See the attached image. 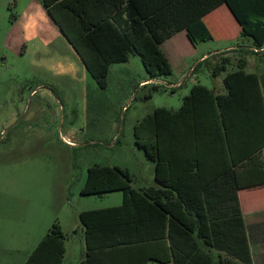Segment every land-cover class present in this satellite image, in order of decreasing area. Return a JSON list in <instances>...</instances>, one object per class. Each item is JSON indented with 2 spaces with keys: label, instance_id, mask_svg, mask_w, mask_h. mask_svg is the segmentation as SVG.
<instances>
[{
  "label": "trees",
  "instance_id": "trees-1",
  "mask_svg": "<svg viewBox=\"0 0 264 264\" xmlns=\"http://www.w3.org/2000/svg\"><path fill=\"white\" fill-rule=\"evenodd\" d=\"M42 3L102 89L111 66L132 55L140 57L148 81L170 77L162 43L222 4L240 24L241 37L251 38L254 50L264 49V0ZM238 48L236 69L224 78L227 94L195 85L179 110L156 108L135 125V143L154 162L158 186L135 188L129 169L120 166L89 168L82 195L121 191L123 199L80 213L82 264H252L237 181L264 176L259 150L250 147L264 135V98L258 75L246 71L251 50ZM231 63L208 57L194 70L207 64L217 78ZM159 88L152 84L151 90ZM65 241L54 222L24 264H64Z\"/></svg>",
  "mask_w": 264,
  "mask_h": 264
},
{
  "label": "rangeland",
  "instance_id": "rangeland-1",
  "mask_svg": "<svg viewBox=\"0 0 264 264\" xmlns=\"http://www.w3.org/2000/svg\"><path fill=\"white\" fill-rule=\"evenodd\" d=\"M251 41L240 43L253 48ZM233 45L210 43L201 51ZM77 55L42 0H0V264H24L54 222L66 232L64 264H80L85 242L74 232L80 211L123 199L121 191L82 195L89 168L120 166L129 169L135 188L153 183L154 165L135 143V125L156 108L180 107L185 87L168 85L182 73L212 85L208 65L193 73L190 60L173 76L155 80L159 90L139 86L148 75L136 55L111 66L107 89L81 65L77 79L57 75V65ZM223 57L232 60L228 70L236 69L239 48L213 59ZM247 60L248 71L264 74V52L251 50Z\"/></svg>",
  "mask_w": 264,
  "mask_h": 264
},
{
  "label": "crops",
  "instance_id": "crops-1",
  "mask_svg": "<svg viewBox=\"0 0 264 264\" xmlns=\"http://www.w3.org/2000/svg\"><path fill=\"white\" fill-rule=\"evenodd\" d=\"M241 32L242 28L230 11L229 7L226 4L220 5L209 14L198 20L196 23L192 24L190 27L174 34L172 37L162 43L161 50L168 58L172 67L173 74L171 76L174 75L175 68L186 67L190 60H193L195 64L191 68V71L193 72L197 65L199 63H202L206 58L235 50L236 48H238L240 42L242 40H245V37H241ZM224 41L236 42V45L229 46L227 48L223 47L220 49H214L209 53L201 51L202 46L210 43L211 45L218 46V44ZM247 48L250 50H254L250 45ZM254 51L257 53V50ZM260 51L264 52V49ZM79 65L85 68L81 58L79 57V55H77V60L75 62H69L66 63V65L64 63L58 64L57 75L70 76L73 79H77L80 72ZM248 66L249 62L247 64V67ZM247 67L246 71L248 73H254L258 75L262 95L264 98V74L255 71V69H253L254 71H248ZM233 71H235V69H233L232 71L228 70L226 74H220L217 78L212 77L211 87L207 85L204 86L214 90L217 94H227V89L224 85V78L228 73H231ZM151 82L152 81H148V79H144L139 83V86L143 85V87H147L148 85H152L149 84ZM188 82H191L192 85L186 87V84ZM170 84L177 86L176 88L172 89L173 91L185 87V91L182 94V102L180 107L178 109L168 108L175 111L179 110L182 107L183 99L190 94L192 87L201 83L198 81V77L195 74L193 75L182 73L180 75V78L177 79L176 82H170ZM261 122L264 125L263 117H261ZM250 147L257 148L259 150L258 153L260 154V158L264 163V135L260 136L256 141H254V143ZM153 165L155 170L154 162ZM156 186H158V184L155 180L154 171L153 183H148V185L139 187L137 189H148L150 187ZM237 186L240 207L244 217V224L252 257V264H264V216L262 215L264 214V176L242 177L241 179H239V181H237ZM84 211L88 210L80 211V213ZM77 230V233H81L83 235V231L82 229H80V226L77 228ZM63 231L66 234L64 229ZM85 257L86 244L85 253L82 260L80 261V264H82Z\"/></svg>",
  "mask_w": 264,
  "mask_h": 264
},
{
  "label": "built area",
  "instance_id": "built-area-1",
  "mask_svg": "<svg viewBox=\"0 0 264 264\" xmlns=\"http://www.w3.org/2000/svg\"><path fill=\"white\" fill-rule=\"evenodd\" d=\"M258 51H260V50H257V52H258ZM151 83L154 84V83H155V80L152 81ZM144 85H145V84H144ZM168 86H169V88H171V89H174V88L177 87L176 85H171V84H169Z\"/></svg>",
  "mask_w": 264,
  "mask_h": 264
}]
</instances>
